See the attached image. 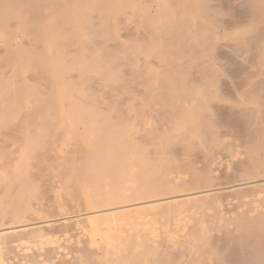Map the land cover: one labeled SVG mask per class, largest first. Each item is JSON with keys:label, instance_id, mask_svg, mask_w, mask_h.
<instances>
[{"label": "bare ground", "instance_id": "bare-ground-1", "mask_svg": "<svg viewBox=\"0 0 264 264\" xmlns=\"http://www.w3.org/2000/svg\"><path fill=\"white\" fill-rule=\"evenodd\" d=\"M133 1L146 14L130 25L144 36L134 42L135 33L126 35L135 56L152 58L155 76L140 72L114 32L120 14L128 21L135 16L127 11ZM224 34L227 45L220 42ZM225 61L234 68L225 69ZM97 79L111 92L143 100L139 105L152 116L145 112L150 118L141 117L134 131L123 107L118 112L122 105L111 114L114 105L104 101L108 94L101 96ZM230 88L236 97L225 96ZM233 121L244 129L243 153L215 131ZM222 151L240 173L234 181L214 175ZM128 190L132 202L124 200ZM179 197L202 210L187 227L188 238L176 240L184 251L173 250L167 237L155 244L141 234L137 242L134 234L125 237L122 253L101 245L100 258L88 251L83 258L90 264H264V0H0V260L12 255L21 264H57L61 235L104 212L103 204L121 198L110 209L121 215L128 207ZM80 203L92 211L77 209ZM44 205L47 215L55 211L46 218L38 214Z\"/></svg>", "mask_w": 264, "mask_h": 264}, {"label": "rangeland", "instance_id": "rangeland-1", "mask_svg": "<svg viewBox=\"0 0 264 264\" xmlns=\"http://www.w3.org/2000/svg\"><path fill=\"white\" fill-rule=\"evenodd\" d=\"M134 2V1H133ZM217 1H213V4H217L218 5V3H216ZM129 13L128 14H131V15H135L133 18H132V20H126L125 19V17H124V15H122V14H120L119 16H118V21H119V23H118V21H117V19H116V22H117V24H116V27H115V30H114V32H115V34H116V36H117V39H118V42L119 43H122V44H125V46H127L129 49H128V55H130L131 56V58H135V61L137 62V66H138V68H139V70H140V72L141 73H143V75L145 76V77H150V76H155V65H154V63H152V58H150V57H146V56H144L143 57V55H141L140 57H142L141 59H140V57L139 56H135V52L131 49V48H133V45H134V42H136L135 41V39L137 38L138 40L139 39H142L143 38V36H144V31L140 28V26L135 30V28L136 27H132L131 28V21H132V24H133V22L135 23V26H136V24L137 25H139L138 23H140V20H141V18L140 17H142V15H144V14H146L145 13V11H143V9H142V6H140V5H137L136 4V2H134V5L130 8V9H128L127 10ZM136 13H137V15H136ZM226 11H225V16H223L222 18L223 19H225V17H226ZM124 17V18H121V17ZM129 16V15H128ZM227 18V17H226ZM134 19H136V20H134ZM123 23H122V22ZM193 21L194 22H198L199 21V19L197 18V17H193ZM120 24V25H119ZM122 25H124L123 27H125L126 25H127V28H123L122 27ZM118 26H121V28H123V30H120V28L118 27ZM129 26V27H128ZM133 26V25H132ZM138 29H141L142 31L141 32H143V33H141V32H139L138 31V34H136L137 33V30ZM120 30V31H119ZM124 30H126V31H124ZM127 30H129V31H131V32H133L131 35L133 36V34H134V36L132 37V36H128V35H126V34H129L130 35V32L128 31L127 32ZM134 30L136 31V32H134ZM119 31V32H118ZM121 32V33H120ZM124 32V33H123ZM118 33H120V34H118ZM139 33H141L140 35H142V36H139L140 38H138V35H139ZM126 35V36H125ZM122 36V37H121ZM124 36H125V38H124ZM127 37V38H126ZM128 37H132V38H134V42L133 41H131V39H129ZM228 36H226L225 34L224 35H222L221 37H220V42L221 43H224V44H228V38H227ZM129 39V40H128ZM133 42V43H132ZM226 44V45H227ZM131 46V47H130ZM133 52H134V54H133ZM245 56V55H244ZM246 57V56H245ZM141 60H143L142 62H141ZM151 62V63H150ZM153 62H154V60H153ZM230 64H229V66H228V64H227V62L225 61V63H224V67H226L225 69H227V70H232V68L231 67H233V66H235L234 65V63H231V62H229ZM226 64H227V66H226ZM231 64H233L232 66H231ZM234 68V67H233ZM124 69V71L126 70V72H127V70L129 71V69L128 68H123ZM248 70H250V69H248ZM251 70H252V68H251ZM243 77L242 78H237V80L235 79V82L237 81V82H240V83H237V85H239V84H241L242 82H243V78H244V75H242ZM130 79L132 78L131 76L129 77ZM133 79V78H132ZM259 78H256L255 80H258ZM95 81H97L98 82V84H96L95 86H96V88L98 87V85L100 84V86L99 87H101V88H97V90L99 89V90H101L100 91V93H101V96L104 98V96H106L107 94L110 96V89L109 88H106V86H108V82H106V81H99L98 79L97 80H95ZM236 83H233L234 84V86H236L235 84ZM233 84L231 85V86H233ZM106 85V86H105ZM102 86H104V87H102ZM230 86V87H231ZM233 86V87H234ZM106 89V90H105ZM107 89H109L108 91H109V93H107L106 91H107ZM98 90V91H99ZM230 90L231 91H229V94H228V92H226V95L225 96H229V97H231V98H233L234 96L236 97L237 96V93L235 92V90H234V88L233 89H231L230 88ZM105 91V92H104ZM235 92V93H234ZM103 93H106V95H103ZM112 94H111V98L109 97V100H108V95H107V97H105L104 98V101L106 100V101H109V102H111L112 103V105H114L113 106V108L111 109L112 111H111V114L112 115H114V114H117L118 112H120L121 111V107H123V111L122 112H124L125 114H123L122 112H120V113H122L124 116H125V118H127L128 117V119L130 120V122H131V124L134 126L133 127V130L135 131V130H137L142 124H140L141 123V121H142V119H143V117L147 114V113H149V112H151L150 110H148V106H147V108L146 107H141L140 105H141V103L143 104V105H145V102L143 101V100H139V104L137 103V98H131V96H128L127 97V95H123V96H121L120 94H118V93H115V92H111ZM113 94H118V96H114ZM112 96H114V99L112 98ZM117 97V98H116ZM119 97L121 98V100L119 99ZM122 97L124 98H126V99H123L124 100V102H123V100H122ZM102 98V99H103ZM130 98V99H129ZM113 99V100H112ZM119 99V101H117ZM135 99H136V101H135ZM110 100H112V101H110ZM114 100H116V102H114ZM143 101V102H142ZM136 102V103H135ZM120 104V105H122V106H120V105H118V106H120L119 107V110H118V112H117V108H115V104ZM123 103V104H122ZM135 103V104H134ZM136 105H139L140 107H138V106H136ZM136 109H138L139 110V112H138V110H137V112H136ZM143 111H141V110ZM148 111H147V110ZM145 110V111H144ZM223 111V112H222ZM221 112L222 113H226V111L225 110H222ZM140 112H142L143 113V115H141V113ZM146 112V114L144 115V113ZM134 113V114H133ZM137 113H139L140 114V116H139V118H138V116H137V118L138 119H136V115H137ZM138 114V115H139ZM127 116V117H126ZM147 116H152V114L150 115V114H147ZM146 116V117H147ZM224 116V115H223ZM132 117V118H131ZM142 117V119H141V121H140V118ZM146 117H144V119L146 118ZM147 118H150V117H147ZM134 120H138L136 123L137 124H135V121ZM140 121V123H138ZM236 122H238V121H233V122H231V123H233V124H231V125H229V124H226V122H225V125H227V128L226 127H224V123H221L220 125H218V127L217 128H215V131H216V133L217 134H220L221 135V139H222V137H223V139H222V141H223V143H227L228 142V144H230L231 145V143H233L232 145H234V147H235V145L237 146L238 145V147H236L235 148V150L237 151V152H239V153H243L244 151H245V142L243 141V136H241V135H244V138H245V140H246V137H245V134L243 133L244 132V129H243V127H241L242 126V124H239L240 122H238V123H236ZM139 125V126H138ZM223 125V126H222ZM228 125H229V127H228ZM235 125V126H234ZM151 125H146V126H144L145 128H149ZM222 128H221V127ZM235 127V128H234ZM237 127V128H236ZM239 127H241L240 129H239ZM235 130H233V129ZM225 129H227V130H225ZM229 129H231V131H228ZM242 129H243V131H242ZM223 131V132H222ZM226 131V132H225ZM232 131L235 133V135H236V133H238L235 137L238 139H235V137H234V133H232ZM232 134H231V133ZM239 132H240V134H239ZM230 133V134H229ZM223 134V135H222ZM233 135V136H232ZM140 135H138V137H139ZM242 137V138H241ZM232 138V139H231ZM239 138H241V139H239ZM235 139V140H234ZM232 140H233V142H232ZM235 143H237V144H235ZM239 144H241V145H239ZM242 146V147H241ZM217 152V151H216ZM219 152H221V151H219ZM217 153L216 154V156L218 157V158H216L217 160V162H216V170L214 171V175H218V176H221L219 179H221L220 181L221 182H223L225 179H222V178H224V177H228V179H233V181H234V179L236 178V176L237 175H240V173H238L237 171V175H235L236 173L235 172H233V166H230V165H228L229 163H230V157H228V154L226 153V152H224V151H222V153H221V156H222V158L220 157V153ZM225 155V156H224ZM227 155V156H226ZM224 156V157H223ZM227 159H226V158ZM241 158H245V156H241ZM202 159V158H201ZM226 162V164H223V163H225L224 161ZM201 161H203V159L201 160ZM221 161H222V163H221ZM218 162L219 163H221V167L218 165ZM203 164V162H200L199 164H198V166H200V164ZM202 164H201V166H202ZM222 164H223V167L224 168H222ZM217 166H219V167H217ZM227 166V167H226ZM217 168H218V170L219 171H221V169H222V171H223V174L222 175H220V173H219V171H217ZM225 168H226V171H225ZM232 168V169H231ZM235 169V168H234ZM222 171H221V173H222ZM232 171V172H231ZM235 171V170H234ZM233 173L231 176H233L232 178L230 177V175H229V173ZM225 174H227L226 176H225ZM224 175V176H223ZM229 175V176H228ZM246 175V174H245ZM249 175V174H248ZM181 179H183V180H187L188 179V176L187 175H178ZM217 176V177H218ZM235 176V177H234ZM247 177V176H246ZM251 176H248V178H250ZM227 179V178H226ZM237 179V178H236ZM235 179V180H236ZM225 181H228V180H225ZM224 181V182H225ZM230 181V180H229ZM232 181V180H231ZM172 189H173V186L171 187V191H172ZM130 191V192H129ZM175 192V191H174ZM132 196V191L131 190H128V191H126L125 193H124V200H128L129 199V201H131L132 202V198H131V196ZM126 195V196H125ZM262 193H258V197L260 198V197H262ZM127 197H128V199H127ZM147 197V196H146ZM146 197H144V198H146ZM234 198V199H232V198ZM126 198V199H125ZM117 199V200H116ZM121 198H115L113 201H111L110 203L111 204H108L109 206H111V207H109V209H108V207H107V203H105V204H103V206H104V208H102V210H105L104 212L102 211V212H100L101 213V216H100V213H96V214H89L88 216L89 217H87L86 219V222H84V223H79L78 225H77V230H75V231H71L70 233H68V234H65L63 237H62V235H61V238H60V240L58 241V245H60V242H62L63 243V241H64V243H63V245H61V247L59 246V251H60V253H62L61 255H60V261H57L56 263L57 264H67L68 263V261H69V263L71 264V263H73V260L75 259V264H90V263H88L89 261H86L87 259L86 258H88V256H92V259L94 258V259H97V258H100L101 256H102V254H103V252L102 251H99L101 248V245H105L104 247H105V249L106 250H109L110 249V251L111 250H115V249H117V250H115L116 252H117V254L120 252V250L122 251L123 249H125V247H126V245L124 246L122 243L123 242H125V243H127V241L125 240V237L128 235L129 237L131 236V237H133L134 238V234L136 235V240L135 241H137V242H140V239H141V241H143V239H145V237L147 238V236L146 235H148V237L150 238V239H152V240H154L155 241V244H158L159 242H163V241H165V240H167L168 239V242H169V244L173 247V250H175V251H178V252H180V250L181 251H184V247L183 246H181V244L180 243H177V239H178V241L179 242H182V241H184V239L186 240L187 238H188V236H187V231L189 230V228L190 227H193V223L195 222V218H200V216H198L199 215V213H200V211H202L200 208H199V205L197 206L195 203L193 204V202H191L192 204H190V197H179L178 199L176 198H174V199H172V200H169V203H166V202H163V201H152V202H150L148 205H139V206H132V207H128V209L127 208H125V209H123V211H121V215H119L118 214V212H119V210H114V211H118V212H113V210H110L111 208H113L112 206L113 205H115V203H116V205L115 206H118L120 203H121V201H118V200H120ZM132 199V200H131ZM223 199H225V198H223ZM48 200V199H47ZM47 200L46 201H44V203L45 204H49L48 202H47ZM152 200H155V199H152ZM188 200V201H187ZM226 200H227V196H226ZM225 200V201H226ZM232 200V203L230 202V204L232 205V207L234 206H237V204H238V202H237V198H236V200H235V197H233V196H230V198H229V196H228V201H231ZM245 200H250L249 198H247V197H245ZM64 200H62L61 202L64 204V205H62V208L60 207L61 206V204L59 205V210H61V211H66L67 210V208H66V206L68 207V204L66 205V203L65 202H63ZM185 201V202H184ZM223 200H221L220 202H222ZM224 201V205H226V203H228V201L227 202H225ZM47 202V203H46ZM136 202V201H135ZM114 203V204H113ZM117 203H119L118 205H117ZM184 203V204H183ZM221 203V205H220V207L224 210V205ZM237 203V204H236ZM51 204V203H50ZM129 204H133V203H128V205ZM167 204H168V206H167ZM178 204V205H177ZM219 202H218V206H219ZM229 204V205H230ZM172 205H173V207H172ZM193 205H196L195 207L193 206ZM228 205V204H227ZM231 205L230 206H228V207H226V208H230L231 207ZM45 206V209H44V207H43V211L41 210V211H39V215L41 216V217H44V218H46V217H48V215H51V214H53L55 211H53V210H55V206L53 207V205L51 204V206H52V208H54L53 210H52V208L50 209V210H48L49 212V214L47 215L46 213H44V211H46L47 210V208H46V205H44ZM47 206H49V205H47ZM71 206V205H70ZM90 204L89 205H84V204H82L81 205V203H80V207L77 205L76 207H77V209H81V207H82V209H90L91 207H92V209H93V206H90ZM144 206H146V207H144ZM191 206H192V209H193V211H192V209H191ZM231 207V208H232ZM49 208H50V206H49ZM48 208V209H49ZM70 208V207H69ZM143 208V209H142ZM164 208H166V209H164ZM186 208H188V210L186 209ZM190 208V209H189ZM225 208V209H226ZM198 209V210H197ZM69 210V209H68ZM95 210V209H94ZM93 210V211H94ZM165 210H166V212H165ZM182 210H184V211H182ZM187 210V211H186ZM90 211H92L91 209H90ZM112 211V212H111ZM136 211V212H135ZM162 211V212H161ZM190 211V212H189ZM134 212V213H133ZM145 212H146V214H148V215H144L145 214ZM164 212V213H163ZM194 212V213H193ZM197 212V213H196ZM207 212L209 213V214H213V210H211V209H208L207 210ZM115 213V214H114ZM120 213V212H119ZM150 213V214H149ZM160 213V214H159ZM173 213V214H172ZM196 213V214H195ZM118 216H117V215ZM141 214H143V215H141ZM170 214H172V215H170ZM191 216H189V215ZM195 214V215H194ZM198 214V215H197ZM44 215V216H43ZM99 217H98V216ZM114 215V216H113ZM123 215V216H122ZM150 215V216H149ZM152 215V216H151ZM167 215H168V217H169V219L171 218V217H173V218H171V220H169V219H167L168 217H167ZM188 215V216H187ZM146 218H145V217ZM176 217V218H175ZM189 217H190V219H189ZM90 218V219H89ZM176 220H175V219ZM191 218H192V220H191ZM101 219V220H100ZM135 219V220H134ZM182 219V220H181ZM164 220H166V224H165V221ZM172 220H174V221H172ZM184 220V221H183ZM194 220V221H193ZM167 221H168V223H167ZM170 221H172L171 223H169ZM197 221V220H196ZM166 225H164L163 223ZM182 222V223H181ZM186 222V224H184ZM150 223L153 225H150ZM201 223V224H200ZM145 224V225H144ZM196 224H198V222H196ZM195 224V225H196ZM82 225V226H81ZM84 225V226H83ZM169 225V226H168ZM181 225H183L182 226V228H181ZM199 225H201L202 227L205 225V223H203L202 221L201 222H199ZM91 226V227H90ZM99 226H101V227H99ZM159 226V227H158ZM184 226H186V227H184ZM87 227V228H86ZM166 227V228H165ZM171 227V228H170ZM180 227V228H179ZM187 227H189V228H187ZM86 228V229H85ZM91 228V229H90ZM125 228H127V229H125ZM85 229V230H84ZM180 229V233H179V230ZM91 230H92V232H91ZM78 231V232H77ZM90 231V232H89ZM98 231V232H97ZM103 231V232H102ZM140 231V232H139ZM152 233H151V232ZM75 232H76V234H75ZM133 232V233H132ZM138 232V233H137ZM147 232V233H146ZM179 234H178V233ZM185 234H183V233ZM80 233V234H79ZM84 233V234H83ZM91 233V235H89ZM159 233H160V235H159ZM164 233V234H163ZM175 233H177V235H179L180 236V238H179V236H177ZM182 233V234H181ZM70 234H73L72 235V237L70 236ZM78 234V235H77ZM85 234H87V235H85ZM133 234V235H132ZM142 236H141V235ZM144 234V235H143ZM75 235V236H74ZM83 235V236H82ZM158 235H159V237H158ZM173 235V236H172ZM59 236H60V234H59ZM87 236V237H86ZM90 236V237H89ZM117 236V237H116ZM142 237V238H139V237ZM155 236H156V238H155ZM113 237V238H112ZM128 237V238H129ZM165 237V239L163 240V238ZM166 237H167V239H166ZM182 237V238H181ZM69 238V239H68ZM75 238V239H74ZM86 239V241L87 242H84L85 241V239ZM88 238V239H87ZM110 238V239H109ZM68 239V240H67ZM84 239V240H83ZM135 239V238H134ZM173 239V240H172ZM181 239H182V241H181ZM81 240V241H80ZM128 240V239H127ZM122 241V242H121ZM69 242V243H68ZM73 242V243H72ZM70 243H72L71 245L73 246V248H71L72 246H70ZM124 243V244H125ZM64 244H65V246H64ZM25 245L26 246H30V245H32V244H28V243H25ZM90 245V246H89ZM109 245V246H108ZM117 245V246H116ZM63 246L65 247V249L63 248ZM66 246H68L69 247V249H71V252L69 251V249L67 248L66 249ZM115 246V247H114ZM120 248H119V247ZM74 247H77L78 249H80L81 251H79L78 249H74ZM111 247V248H110ZM122 247H124V248H122ZM82 248V249H81ZM92 248V249H91ZM114 248V249H113ZM63 249H64V251H63ZM99 249V250H98ZM104 248H102L101 250H103ZM120 249V250H119ZM180 249V250H179ZM75 250H76V252H75ZM94 250H95V252L98 254L97 256L95 255V253H94ZM72 251H74V252H72ZM85 251H88L89 253H87V252H85ZM69 252V253H68ZM82 254H81V253ZM99 252H100V254L101 255H99ZM70 253H72V256H70ZM87 253V257H85V259L83 258V256H84V254H86ZM120 253H122V252H120ZM65 254V255H64ZM12 255H9V257H10V259L12 258V260H8L7 259V255L4 257V258H2L1 260H0V262L2 263V264H14V261H15V264H21V263H19L20 261V258H18L17 259V257L16 256H12ZM62 256V257H61ZM16 257V258H15ZM63 257H64V260H62L63 259ZM97 257V258H96ZM62 258V259H61ZM72 258V259H71ZM90 258V257H89ZM13 259H14V261H13ZM66 259V260H65ZM77 259V260H76ZM182 260H183V258H181ZM18 260V262L16 263V261ZM85 260V261H84ZM7 261V262H6ZM41 261L42 262H45L44 261V259L43 258H41ZM65 261H66V263H65ZM71 261V262H70ZM77 262V263H76ZM73 263V264H74ZM46 264H55L54 262H48V263H46Z\"/></svg>", "mask_w": 264, "mask_h": 264}]
</instances>
